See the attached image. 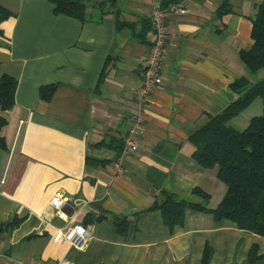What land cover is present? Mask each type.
Wrapping results in <instances>:
<instances>
[{"label":"crops","instance_id":"crops-1","mask_svg":"<svg viewBox=\"0 0 264 264\" xmlns=\"http://www.w3.org/2000/svg\"><path fill=\"white\" fill-rule=\"evenodd\" d=\"M96 1L81 20L56 13L50 0H0L12 11L1 23L0 75L18 80L15 103L3 112L0 264H201L207 245L210 264H264L247 260L253 244L264 253V236L231 219L189 207L170 226L150 208L162 190L202 202L200 186L209 207L225 195L218 166L195 160L190 136L238 96L233 80L264 75L250 73L240 56L253 43L251 16L263 0H183L189 11L167 18L162 81L142 112L139 146L126 151L150 15L161 1ZM224 3L231 10L220 14ZM119 20L134 25L119 28ZM49 83L56 91L42 98ZM57 193L65 198L59 209L50 204ZM75 223L92 232L83 248L55 239Z\"/></svg>","mask_w":264,"mask_h":264},{"label":"trees","instance_id":"trees-1","mask_svg":"<svg viewBox=\"0 0 264 264\" xmlns=\"http://www.w3.org/2000/svg\"><path fill=\"white\" fill-rule=\"evenodd\" d=\"M54 4L56 13H63L81 20L88 18L86 11L89 0H50ZM116 0L96 1L97 7ZM162 6H167L178 0H160ZM256 13L251 16L253 43L249 48L242 49L241 59L250 73L256 74L264 69V0L256 5ZM227 3L218 9L222 14L230 11ZM12 15V11L0 2V32L1 23ZM129 21L119 20L118 27H132ZM145 39V32H133ZM18 80L8 73L0 75V147H7V141L2 134V128L7 123L4 111L15 103V93ZM231 88L238 96L221 111L213 114L206 123L201 125L191 136L195 145L193 156L203 167L218 166V176L227 185V190L219 204L209 207L210 194L200 186L195 191L204 198L202 202H194L177 196L168 190H162L150 208H159L166 224L174 226L182 223L187 208L213 213L215 219H231L241 228L256 232L264 236V75L251 80L242 76L231 82ZM57 83L42 85L40 95L50 99L56 91ZM260 97L263 103L261 113L253 114L245 127L239 128L233 124L236 118L253 101ZM100 143V142H99ZM120 145L116 146L119 147ZM91 162V157L88 159ZM89 215H87L88 219ZM20 220L14 217L8 224L12 225ZM86 221V220H85ZM126 221L119 220L120 230ZM3 226H1L2 228ZM211 247L207 245L201 264H210ZM264 257L258 252V245L253 244L247 260L255 262Z\"/></svg>","mask_w":264,"mask_h":264},{"label":"built area","instance_id":"built-area-1","mask_svg":"<svg viewBox=\"0 0 264 264\" xmlns=\"http://www.w3.org/2000/svg\"><path fill=\"white\" fill-rule=\"evenodd\" d=\"M188 11L189 8L183 0L172 2L167 6H162L161 2H158L153 6L150 15L153 27V38L150 43L148 54L144 60L141 84L136 90L135 100L137 112L133 123L125 135L123 145L124 151L138 148L137 138L141 129L142 112L148 102L151 101L155 87L162 81L165 46L169 38L167 18L172 14L187 13ZM119 170H122L121 167H119ZM64 201V193H57L51 199L50 204L59 209ZM91 237L92 232L87 225L75 223L60 228L55 239L67 241L71 245L83 248L88 244Z\"/></svg>","mask_w":264,"mask_h":264},{"label":"rangeland","instance_id":"rangeland-1","mask_svg":"<svg viewBox=\"0 0 264 264\" xmlns=\"http://www.w3.org/2000/svg\"><path fill=\"white\" fill-rule=\"evenodd\" d=\"M262 110H263L262 99L260 97H257L250 106H248L243 112L240 113L238 117L233 118V124L239 128H243L248 123L247 120H249L253 114L261 113ZM247 113L250 114L249 117L245 116V114Z\"/></svg>","mask_w":264,"mask_h":264}]
</instances>
